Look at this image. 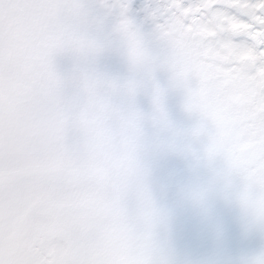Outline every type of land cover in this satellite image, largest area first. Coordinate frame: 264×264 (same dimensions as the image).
I'll list each match as a JSON object with an SVG mask.
<instances>
[{
    "label": "snow or ice",
    "instance_id": "1",
    "mask_svg": "<svg viewBox=\"0 0 264 264\" xmlns=\"http://www.w3.org/2000/svg\"><path fill=\"white\" fill-rule=\"evenodd\" d=\"M131 8L132 0H0V264H170L153 244L144 117L133 107L158 68L185 89L205 157L222 161L226 187L239 180V206L264 229V0H149L146 34ZM113 44L132 75L80 70L82 100L70 109L53 57L87 64ZM162 97L154 87L149 119L175 150ZM70 128L80 136L72 148ZM246 264H264V253Z\"/></svg>",
    "mask_w": 264,
    "mask_h": 264
},
{
    "label": "flooded vegetation",
    "instance_id": "2",
    "mask_svg": "<svg viewBox=\"0 0 264 264\" xmlns=\"http://www.w3.org/2000/svg\"><path fill=\"white\" fill-rule=\"evenodd\" d=\"M79 2L95 6L99 0ZM147 3L149 0H132L130 11V18L145 34L150 31V26L144 22L141 9ZM111 22L109 20V27ZM150 47L159 50L155 44H150ZM53 66L62 83V95L70 109L82 100L83 94L73 80L80 70L87 68L121 82L132 75L122 50L116 44L106 48L94 61L87 64L73 53H57L53 57ZM154 87L163 92V110L171 129L177 133L174 141L178 147L175 150L162 147V143L170 140L171 136L153 126L149 119L153 111L151 95ZM185 103V89L173 85L172 74L166 68H158L153 73L151 81L141 88L133 102L134 109L144 117L140 159L147 169V187L157 210L153 244L158 251L164 248L178 249L177 246L183 243L181 242L183 232L189 235L201 233L203 237L209 226L204 219L209 218L211 222L215 217V210L208 209L205 203L223 202L225 194L230 191L217 176V172L223 167L222 161H209L204 154L206 137L193 134L200 124V117L194 112L187 111ZM65 142L69 148L77 146L80 142L79 133L70 128ZM234 183L237 185L234 190L238 192L239 180L234 179L232 184ZM212 186H215L214 189ZM200 193L203 194L202 199L197 198ZM212 206L214 207L213 204ZM128 207L130 210L134 208V202L129 201ZM193 222H198L201 226L188 228Z\"/></svg>",
    "mask_w": 264,
    "mask_h": 264
},
{
    "label": "rangeland",
    "instance_id": "3",
    "mask_svg": "<svg viewBox=\"0 0 264 264\" xmlns=\"http://www.w3.org/2000/svg\"><path fill=\"white\" fill-rule=\"evenodd\" d=\"M236 187L235 183L229 187L223 202L205 203L208 209L215 210V217L211 222L209 218L204 219L209 226L203 237L201 233L183 232V243L178 249L159 251L170 264H246L264 253V229L254 224L251 216L241 209L235 197ZM199 226L198 222H193L188 228Z\"/></svg>",
    "mask_w": 264,
    "mask_h": 264
}]
</instances>
